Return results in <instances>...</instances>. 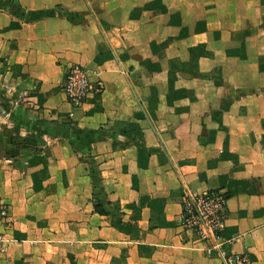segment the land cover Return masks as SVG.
Wrapping results in <instances>:
<instances>
[{
  "label": "crops",
  "instance_id": "0c3cea01",
  "mask_svg": "<svg viewBox=\"0 0 264 264\" xmlns=\"http://www.w3.org/2000/svg\"><path fill=\"white\" fill-rule=\"evenodd\" d=\"M9 2L33 152L0 160V264H264V0ZM74 62L104 84L78 106ZM212 188L227 216L208 251L178 218L183 192Z\"/></svg>",
  "mask_w": 264,
  "mask_h": 264
},
{
  "label": "built area",
  "instance_id": "2783aa9c",
  "mask_svg": "<svg viewBox=\"0 0 264 264\" xmlns=\"http://www.w3.org/2000/svg\"><path fill=\"white\" fill-rule=\"evenodd\" d=\"M62 90L72 106L83 103L91 94L102 91L104 84L92 77L89 70L81 63L74 62L66 66L62 81ZM227 195L223 188H212L202 192L185 191L181 195V212L179 225L193 231L198 241L204 242L209 251L218 247L216 238L219 236L223 222L227 216ZM0 220L5 226L9 221L7 204L0 197ZM4 231L0 230V240L5 239ZM225 264L242 262L241 255L227 254L222 251Z\"/></svg>",
  "mask_w": 264,
  "mask_h": 264
},
{
  "label": "rangeland",
  "instance_id": "374dc122",
  "mask_svg": "<svg viewBox=\"0 0 264 264\" xmlns=\"http://www.w3.org/2000/svg\"><path fill=\"white\" fill-rule=\"evenodd\" d=\"M10 1L12 2V0ZM7 5L11 6L9 0H0V12H7ZM0 19H2L1 16ZM2 40L5 39L2 35H0V160L15 159L16 156H27L33 152L29 150H22L21 152V149H19V144L23 143L28 137L26 134H21L20 130L17 129V125L21 121L18 112L23 111V108H25V104L27 102L25 97L28 95V92L25 89H17V79L19 74L11 72L14 70L12 68H9L11 59L10 55L6 53V51L8 50L6 46L9 45L10 47L9 42L11 40L7 39L8 41L3 47ZM13 115H15L14 118ZM9 224L10 220L5 226L1 223L0 220V230L4 231V234L2 235L5 238H1L0 240V252L5 251L9 243V238L6 236L5 230L6 227H10ZM181 229L183 230L182 227ZM195 242L201 241H198L195 236ZM241 256L245 258L244 255L241 254ZM242 261H244V259Z\"/></svg>",
  "mask_w": 264,
  "mask_h": 264
},
{
  "label": "trees",
  "instance_id": "16d2710c",
  "mask_svg": "<svg viewBox=\"0 0 264 264\" xmlns=\"http://www.w3.org/2000/svg\"><path fill=\"white\" fill-rule=\"evenodd\" d=\"M97 210H101L98 206L95 207Z\"/></svg>",
  "mask_w": 264,
  "mask_h": 264
}]
</instances>
